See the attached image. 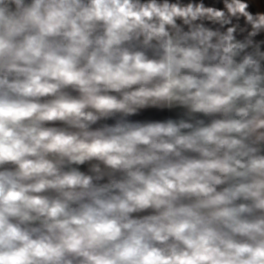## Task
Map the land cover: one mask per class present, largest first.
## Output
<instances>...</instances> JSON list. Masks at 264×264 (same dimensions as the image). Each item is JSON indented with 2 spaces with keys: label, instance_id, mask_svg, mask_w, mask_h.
<instances>
[{
  "label": "clouds",
  "instance_id": "9594fccd",
  "mask_svg": "<svg viewBox=\"0 0 264 264\" xmlns=\"http://www.w3.org/2000/svg\"><path fill=\"white\" fill-rule=\"evenodd\" d=\"M0 264H264V0H0Z\"/></svg>",
  "mask_w": 264,
  "mask_h": 264
}]
</instances>
